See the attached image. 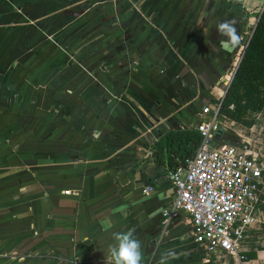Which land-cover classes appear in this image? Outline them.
<instances>
[{
  "label": "crops",
  "instance_id": "1",
  "mask_svg": "<svg viewBox=\"0 0 264 264\" xmlns=\"http://www.w3.org/2000/svg\"><path fill=\"white\" fill-rule=\"evenodd\" d=\"M245 9L224 0H0V264H104L112 234L129 229L142 264H158L166 249L179 257L169 264H205L188 222L161 227L172 170L151 149L170 131H196L201 109L221 100L253 20ZM223 20L235 21L237 44L221 45ZM256 117L235 129L254 152L264 144L248 133L264 124V109ZM230 132L219 144L238 143Z\"/></svg>",
  "mask_w": 264,
  "mask_h": 264
},
{
  "label": "built area",
  "instance_id": "2",
  "mask_svg": "<svg viewBox=\"0 0 264 264\" xmlns=\"http://www.w3.org/2000/svg\"><path fill=\"white\" fill-rule=\"evenodd\" d=\"M224 1L241 6L246 2ZM219 101L204 106L198 113L200 121L196 132L200 142L193 157L171 171L173 199L161 214L163 229L181 219L188 222L194 243L213 259V264H219L224 256L245 259L239 244L245 231L259 223V206L264 193L262 151L254 152L242 141L236 146H217L213 141L218 129H232L226 127L225 120L218 115ZM151 191L145 188L142 193Z\"/></svg>",
  "mask_w": 264,
  "mask_h": 264
},
{
  "label": "trees",
  "instance_id": "3",
  "mask_svg": "<svg viewBox=\"0 0 264 264\" xmlns=\"http://www.w3.org/2000/svg\"><path fill=\"white\" fill-rule=\"evenodd\" d=\"M224 91L226 93L219 101V117L252 128L256 124V115L264 109V9L257 17L233 79ZM199 142L200 135L195 130H174L158 139L151 150L157 161L167 158L166 165L173 170L193 157ZM243 256L245 260L253 259L255 253L247 252Z\"/></svg>",
  "mask_w": 264,
  "mask_h": 264
},
{
  "label": "rangeland",
  "instance_id": "4",
  "mask_svg": "<svg viewBox=\"0 0 264 264\" xmlns=\"http://www.w3.org/2000/svg\"><path fill=\"white\" fill-rule=\"evenodd\" d=\"M245 7L246 9L249 8V10L245 9L246 11L244 14V16L246 15L245 20L247 21L250 18H252L253 20H251L250 23H248V26H246V29H245L246 33L242 34L243 38H242V41L240 42L242 46V48L240 49L241 52L243 51L249 39L252 28L255 26L257 12L260 13L261 10L264 8V0H246ZM237 49H239V47H237ZM220 89L224 91V87H220ZM258 120L262 122V117H259ZM224 122L227 123V121H224ZM231 126L233 127V129H230V131L232 132L230 133L231 138H228V139L233 142H236L238 140V143L239 142L241 143V139L235 134V129L240 130L241 132H243V129H241V127L238 124L232 123ZM248 136L251 139V144L253 143L254 146L255 145L260 146L262 145V143L264 144V124L259 125V129H256V131H252L251 133H248ZM245 145L248 146L247 143H245ZM254 148H257V147H254ZM261 151L264 155V148ZM261 200H262L261 204L264 207V193H263ZM239 250L243 253L254 252L255 257L253 259H248V260H245V259L237 260L236 258H233V257L224 256L221 259V262H219V264H264V224L256 223L254 226H251L245 231L244 239L240 241V244H239ZM205 256H204V261H205V264H207L206 261L210 262V260L207 256L206 257Z\"/></svg>",
  "mask_w": 264,
  "mask_h": 264
},
{
  "label": "clouds",
  "instance_id": "5",
  "mask_svg": "<svg viewBox=\"0 0 264 264\" xmlns=\"http://www.w3.org/2000/svg\"><path fill=\"white\" fill-rule=\"evenodd\" d=\"M218 35L223 37L221 45L224 47L235 45L239 38L234 20H223L216 24ZM107 228L112 225L105 221ZM114 243L109 246L108 255L104 264H142L143 252L141 241L135 236V230L129 229L126 232L112 234ZM174 249H166L160 254L158 264H169L171 260L178 259Z\"/></svg>",
  "mask_w": 264,
  "mask_h": 264
},
{
  "label": "water",
  "instance_id": "6",
  "mask_svg": "<svg viewBox=\"0 0 264 264\" xmlns=\"http://www.w3.org/2000/svg\"><path fill=\"white\" fill-rule=\"evenodd\" d=\"M263 11V10H262ZM261 14V13H260ZM259 14V15H260ZM255 25H256V23H255ZM254 28H255V26H254ZM254 28L252 29V32H251V34H250V36H249V39H248V42L250 41V38H251V36H252V34H253V31H254ZM248 42H247V44H248ZM243 51H244V49H243ZM242 55H243V52H242ZM242 55H241V57H240V60H239V62H238V64H237V67H238V65H239V63H240V61H241V59H242ZM237 67H236V69H235V71H234V73H233V76H234V74H235V72H236V70H237ZM233 76H232V78H231V81H232V79H233ZM231 81H230V83H231ZM230 85V84H229ZM228 85V86H229ZM228 86H227V88H228ZM225 93H226V91L224 92V95H225ZM224 95H223V97H224ZM222 97V98H223ZM222 98H221V100H222ZM226 132H230V131H226V130H223V129H218L217 131H216V133L214 134V136H213V141L214 142H216L217 144V146L218 145H220L219 144V140H220V138L226 133ZM230 133H232V132H230Z\"/></svg>",
  "mask_w": 264,
  "mask_h": 264
},
{
  "label": "flooded vegetation",
  "instance_id": "7",
  "mask_svg": "<svg viewBox=\"0 0 264 264\" xmlns=\"http://www.w3.org/2000/svg\"><path fill=\"white\" fill-rule=\"evenodd\" d=\"M229 135H230V134H229ZM229 135H228V136H229ZM230 136H231V135H230Z\"/></svg>",
  "mask_w": 264,
  "mask_h": 264
}]
</instances>
